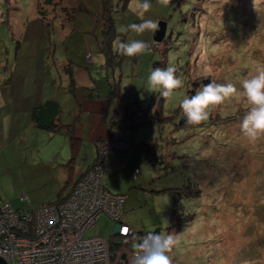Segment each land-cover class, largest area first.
<instances>
[{
	"label": "rangeland",
	"instance_id": "374dc122",
	"mask_svg": "<svg viewBox=\"0 0 264 264\" xmlns=\"http://www.w3.org/2000/svg\"><path fill=\"white\" fill-rule=\"evenodd\" d=\"M41 1L0 0L2 60L7 71H15L8 77L14 80L25 66L30 90L36 83L30 76L42 72L45 83L56 87L60 124L77 120L79 99L86 94L88 100H105L110 127L103 126L108 137L103 142L118 145L110 153L118 152L125 166L130 163L129 171L138 170L121 184H107L112 193L126 195L120 221L143 237L173 235L179 243L167 253L172 264H264V141L249 144L240 134L248 105L225 102L200 125L187 124L179 107L210 80L240 88V81L254 74L255 63H264V0H171L168 6L150 0L145 18L166 23L158 42L151 32L120 31L141 23L131 10L136 0H128L111 13L117 34L112 50L117 41L132 39L149 47L138 57L113 56L115 66H105L97 48L101 0H61L72 20L58 12L51 18L54 7L49 19L34 20L31 10ZM23 37L26 58L18 61L17 41ZM169 66L183 87L168 99L149 93L150 72ZM148 107L167 118L141 123L136 112ZM5 123L0 119V204L31 211L66 193L69 184L61 180L58 165L71 164L68 136L36 127L6 134ZM82 144L76 160L87 163L96 148L88 140ZM116 229L117 223L100 214L83 235L111 238Z\"/></svg>",
	"mask_w": 264,
	"mask_h": 264
},
{
	"label": "built area",
	"instance_id": "2783aa9c",
	"mask_svg": "<svg viewBox=\"0 0 264 264\" xmlns=\"http://www.w3.org/2000/svg\"><path fill=\"white\" fill-rule=\"evenodd\" d=\"M113 146L98 145L95 161L60 202L31 211L0 204V256L7 264H131L143 238L120 221L125 196L103 185L104 160ZM100 214L117 223L116 231L111 238L85 237Z\"/></svg>",
	"mask_w": 264,
	"mask_h": 264
},
{
	"label": "clouds",
	"instance_id": "9594fccd",
	"mask_svg": "<svg viewBox=\"0 0 264 264\" xmlns=\"http://www.w3.org/2000/svg\"><path fill=\"white\" fill-rule=\"evenodd\" d=\"M168 6L171 0H159ZM152 5L150 0H136L132 12L139 17L141 23L122 27L120 31H134L137 35L151 32L153 35L159 30V22L145 18ZM148 49L145 41L132 39L130 41H117L115 51L126 57H138ZM176 68L156 67L147 77L149 93H159L168 99L174 96L178 89L183 87V81L176 75ZM240 88L231 82L217 83L210 80L194 95L185 96L179 104L186 123L200 125L209 118L212 109L234 101L245 102L248 110L239 123V131L243 139L249 144L264 141V63H255L254 74L240 81ZM179 241L173 235H162L158 232L146 234L141 242L136 245V251L131 259V264H172L167 255Z\"/></svg>",
	"mask_w": 264,
	"mask_h": 264
},
{
	"label": "crops",
	"instance_id": "0c3cea01",
	"mask_svg": "<svg viewBox=\"0 0 264 264\" xmlns=\"http://www.w3.org/2000/svg\"><path fill=\"white\" fill-rule=\"evenodd\" d=\"M30 18H33L34 20H37L39 18L35 9L31 10ZM18 22H19L18 20H15L14 28H18ZM26 22L27 20L23 22L24 29H22V31H25V29H27L28 24H25ZM23 41H24V37L19 39V41H17L15 57L18 61L19 59H21V55L23 56V58H26V55L22 53L23 51L22 49L25 50V47L22 46ZM9 49L10 47L6 49L7 57L10 56ZM4 61L5 63L2 60V53L0 48V119H4V122L6 121L5 125H8V133L6 134H9V131H13V130H16V132L18 131L22 132L23 128H28V129L34 128L36 126L33 124L31 120L32 109L49 99H54L58 102L59 99L54 95L56 87L54 85L46 84L44 74L42 72L40 73L38 72L34 76H30V77L33 81H36V83L40 81V84L38 86V84L36 85L35 83L32 86V88L29 90L27 88L28 70L25 68V66L21 69L22 73L21 74L16 73L15 74L16 77H14V80H12L13 78L10 79V76L8 77V75L15 71L14 70L7 71L8 62L6 61V58ZM2 69H4V71H2ZM2 81H5V84L1 85ZM87 95L88 94L85 95L86 97L83 96L79 99L80 113L77 115V120L75 122V127H74V134L75 137L78 138L79 143L76 154L74 155L73 162L70 165H68L60 162L63 161V159L58 160L60 162L58 166H60L59 171L61 175V180L65 179L67 182L66 184H69L68 185L69 189L67 190L66 193L62 194L61 196L68 194L76 179H78V177L91 165V163L95 159L96 153L94 154L93 158H91L89 161H86L87 163L77 162L76 158L80 152L81 146L83 145L82 143L88 140V142H92L96 148L97 147L96 144L101 143L102 140L108 138L107 136L105 137L103 135V126L104 125L109 126L106 122V112L108 109L106 107L105 100H99V99L88 100ZM85 105L88 106L87 109L84 108ZM3 131L4 128L2 127L1 128L2 134L4 133ZM118 147L119 146L116 145V147L113 149H116ZM110 150H112V148L108 150L107 155L105 157L104 173H103V185L105 189L108 190L109 192H111L112 190L110 191L107 188V184H117L120 183L122 180L130 179L129 178L130 174L132 176V170L131 171L128 170L130 163H128V165L125 166L124 163H121L120 158H118L119 153L118 152L110 153ZM63 154L65 155L67 154V149L63 151ZM86 158L87 157H85L84 159L86 160ZM123 166H125V169H123ZM106 173H108V180L105 182L104 176L106 175ZM113 178L116 183L113 181ZM116 194H121V193H116ZM123 196H125L126 198V195ZM26 202H28V199L26 200Z\"/></svg>",
	"mask_w": 264,
	"mask_h": 264
},
{
	"label": "trees",
	"instance_id": "16d2710c",
	"mask_svg": "<svg viewBox=\"0 0 264 264\" xmlns=\"http://www.w3.org/2000/svg\"><path fill=\"white\" fill-rule=\"evenodd\" d=\"M121 1H120V3L118 2L117 4L114 5L113 0H101V11L99 13V21L101 23V33H100V36L97 40V48H98L99 52L103 53L105 56V62H104L105 66H107V64L108 65L112 64L115 66L117 63V61L113 58V56H117L118 53H117V51L114 52V50H112V43L116 39L117 34H116L114 23H113V20L111 17V13H113L114 11H119V10L123 9L128 0H123L122 2ZM61 4H62L61 0H42L41 3H38L36 5V13L42 19H46V18L49 19L50 18L48 15L49 9H50V7H54V10L50 11V13L53 12L51 18H53L55 15H57L56 12H58L60 14L65 13V15H67V17H66L67 20H69V19L72 20L73 17L69 16V13H68L70 11V9L65 7V5L61 6ZM55 7H58L60 9L57 11V8H55ZM63 19L65 20L64 17H63ZM113 52L115 54H113ZM68 67H69V65L66 66V68H68ZM68 72H69V76H70L71 90H73V77H72L70 68H68ZM146 109H149V110H145V109L140 110L139 109L136 112L137 115L139 117H141V123L153 124L156 121H161V120L167 118V117L161 116L159 111H155L154 113H152L151 107H148ZM59 112H60V106H59L58 102L54 99H49V100L44 101L43 103H41L40 105H38L32 109L31 120H32L33 124L38 128L50 130L53 132H64L68 136L69 143H70L71 155H72L70 162L72 163L73 159H74V155L76 154V151H77L78 143H79L78 138H76L75 134H74V127H75L76 121H74L73 123H70V124H60L58 122ZM107 128L109 129V126H107ZM103 141L104 140H102L101 142L104 143ZM106 143L113 144L112 141H107ZM99 144H101V143L96 144L97 147ZM114 146H116V145H114ZM97 147H96V150H97ZM95 158H96V156H95ZM94 161H95V159H94ZM66 195H64V196L58 195L57 199L55 201H53V203L60 202L61 200H63L66 197ZM48 204H50V203H48ZM139 236L141 238H143V236H141V234H139Z\"/></svg>",
	"mask_w": 264,
	"mask_h": 264
},
{
	"label": "water",
	"instance_id": "95a60500",
	"mask_svg": "<svg viewBox=\"0 0 264 264\" xmlns=\"http://www.w3.org/2000/svg\"><path fill=\"white\" fill-rule=\"evenodd\" d=\"M165 30H166V23L165 22H160L159 23V30L153 35V38L155 42L161 41L162 38L165 35ZM0 264H7L2 257L0 256Z\"/></svg>",
	"mask_w": 264,
	"mask_h": 264
}]
</instances>
